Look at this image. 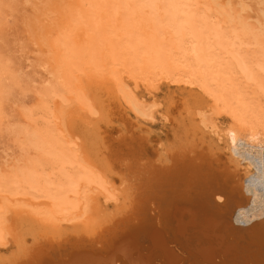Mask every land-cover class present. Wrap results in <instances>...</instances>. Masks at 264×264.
I'll use <instances>...</instances> for the list:
<instances>
[{"label": "bare ground", "instance_id": "1", "mask_svg": "<svg viewBox=\"0 0 264 264\" xmlns=\"http://www.w3.org/2000/svg\"><path fill=\"white\" fill-rule=\"evenodd\" d=\"M215 2L217 1L68 2L70 14L83 18L90 27V33L82 42L66 37L68 48L78 63L86 66L89 64L93 69L103 71V77L98 78L101 80L94 79L96 85L91 87L92 92L89 90V94L92 93L90 97L77 85L75 90L68 87L71 90H58L59 92L54 93L55 97L51 95L53 99H58L59 106L56 104L57 107L52 108L47 105L49 108L41 111L42 121L37 130L31 132L27 128L15 127L29 143L46 153L48 161L39 163V168L29 166L18 171L6 189L14 197L26 198V201L31 202L29 204L40 207L36 213L33 211L34 215L27 216L31 220L29 225H34L35 222L40 226H35L38 232H35L33 238L32 232L30 235L36 243L32 242L34 246L29 248V252L23 251L24 254L19 249L22 255L20 259L19 255H15L18 260H6L14 264H84V261L71 260L81 258L89 252L94 259L97 258L95 264H264V249L254 236L247 240L248 243H241L230 237L233 227L247 229L264 219V151L256 148L247 156V144L243 142L249 136L264 138V28H261L264 26L252 24L238 11L229 9V4L227 8ZM262 4L264 6L263 0L261 6ZM262 11L264 12V8ZM61 65L58 68L55 64V67L61 69ZM78 68L80 69L79 66ZM121 71L128 72L136 84L141 78L147 84L146 87L152 86L157 76L172 78L178 75L180 78L177 80L194 82L211 97L215 107L231 117L233 124L221 134L209 121L214 130L211 132L209 127L207 135L199 136L196 131L190 137L187 133L176 136L171 145L163 143L158 147L159 145L149 143V149L146 148L147 162L139 163L146 165L144 171L143 166H137L141 157L139 152L127 148L134 151L131 154L138 153L136 156L139 158H134V161H131L132 158L127 159L126 155H130L126 151L127 154H121L120 150L117 154L115 150L114 155L112 144L111 147L106 145V136L101 137L102 133L98 131L100 127L95 124V119L94 123L90 120V116H102L100 119L107 116L105 109L108 104H104V99L98 93L104 98L106 93H110V97L112 95L119 104L128 106L137 116L150 117L147 106L143 107V102L139 101ZM97 77L98 74L95 75ZM56 80L61 82L59 78ZM93 82L90 84L93 85ZM97 89L100 91H95ZM99 97L100 106H97ZM72 99L80 107L84 105L83 109L87 110L84 114L87 115L81 114L78 119L77 116L75 119L66 117L70 123L65 131L59 125V115H66L67 108H63ZM55 102L52 104L55 105ZM77 120L85 124L79 130L75 126ZM207 121L201 120L204 129ZM194 127L200 131V127L195 124ZM252 138L250 137V141ZM146 139L143 135V140ZM119 141L121 139L118 140L119 147L126 146L120 145ZM136 145L135 143L134 146ZM245 161L250 164L244 165ZM253 168L256 171L253 172ZM141 171H144L143 174ZM142 175L143 180L140 178ZM142 181L145 188L141 187ZM121 195L124 199H121ZM120 199L124 200V209H118L117 213L121 212L123 215L129 210L130 214L125 213L118 220L117 217L111 219L108 214L101 215L105 204L117 201L120 203ZM18 208L20 207L16 209ZM4 211L3 203H0V247L7 245L9 237L15 238L13 243L18 240L16 244L20 247L21 238L16 237L22 232L15 234V229L19 226L8 221ZM64 224L74 227L71 230L75 232L80 231L83 235L87 233V239L84 238L86 235L83 237L87 241L78 239L72 245H59L58 248L45 244L43 246L42 236L60 237ZM75 232L74 234L78 233ZM261 235L264 238V234ZM59 240L57 243H60ZM25 257L27 259H23ZM1 261L0 264L3 263Z\"/></svg>", "mask_w": 264, "mask_h": 264}, {"label": "rangeland", "instance_id": "2", "mask_svg": "<svg viewBox=\"0 0 264 264\" xmlns=\"http://www.w3.org/2000/svg\"><path fill=\"white\" fill-rule=\"evenodd\" d=\"M69 1L70 0H0V203H3L4 209H5L4 213H5L7 220L19 226L18 228L15 229V234L17 235L18 233H20V231L23 233V234L22 233L18 234L17 237L19 236V238L16 237V239L21 238V245L24 243L22 246L19 245L20 247H18L16 244L18 240H15V243H13L15 238L9 237V242L7 243V245L4 247H0V259L1 257H3L1 259L2 261L1 260L0 261L3 263H7L8 260L13 261V260L20 259L22 257L21 254L23 253V251L29 252V248L34 246L31 243L32 242L33 244L36 243V240L32 239L34 237L33 235H36L35 232H38V228L37 230H35L36 229L35 226L40 227L37 225V223L35 224V222L33 221L32 222L34 223V225H29L31 220L28 219V217L34 215L33 211L34 213H36L37 209H40V207L33 205V204H29L31 202L26 201L25 200L26 198L25 199L21 197L19 198V196L14 197V194L11 192L12 193L11 195L10 192L8 191L6 192V189L10 185L14 177V174H16L18 171L23 170L29 166L32 168H36V167L39 168L40 166L39 163L43 161L46 163V161H48V156L46 155V153H44L43 151H41L40 149L34 147L31 143H29L26 137L22 133L21 134L18 133V129L22 127V128H27L28 130L33 132L37 130L38 128H40L39 126L42 121V116L40 113H42L44 110H47V108L49 107L53 108L54 106L55 107H57V105L59 106L58 99L57 98H54L55 100L53 99V97H55V94H54L55 92H59V91L62 92V91H67V90L69 91L71 89L75 90V88L77 89L78 87L82 89V91L84 90V93L90 97L92 93L89 94L90 93L89 90L94 88L96 85V82L94 81V79L97 80L98 78L103 77V71L99 72L93 69L92 66H90L89 64L86 66V64L83 65V63H78L75 55H72L70 49L68 48L69 45H67L66 37H69L70 39L75 38L77 41L79 40L80 42H82L87 37V34L90 33V30H89L90 27L87 21L77 16H74L76 17L74 18L73 15L70 14L69 12L70 3L68 4ZM213 1H217L215 3L221 4L225 7H227V5L229 4L228 5L229 9L230 8L233 9V12L234 10L235 12L238 11L244 18H248L247 20L251 21L252 24L255 23L259 26L262 24L264 26V18H263L264 12L263 11H262L263 13L261 12V10L264 8L263 4L261 6L262 0H213ZM254 1L256 2L258 1V2L255 3ZM256 4L259 6H257ZM253 7H255L256 9L255 8L253 9ZM244 8H245V11H244ZM261 28H264V27H261ZM66 47L67 49H65ZM59 50L63 53L61 54ZM65 51H67V53H65ZM56 54L58 57L56 56ZM64 56H66V58ZM67 58L70 59V60L68 59L69 62L67 61ZM70 63H73V64H70ZM55 64L56 66H58L59 64L60 65L65 64V66L61 65L62 66L61 69L65 68L66 70L58 69L60 68V65L58 66V68H56ZM81 65L84 68H82ZM78 66L80 67V69L78 68ZM57 71H59V73ZM79 71H81V73ZM53 73H54V76L58 75V76H55L54 79H53L54 77ZM63 73L65 74V76ZM93 73L95 75L98 74L99 77L95 78V75ZM121 73H122V76L125 78V81L129 83L130 88L135 92V94L139 98V101L143 102V103L141 102L143 107L146 108L147 106L146 110L150 114V117L141 118L137 116L134 112H132L130 108H128V106H126L125 104L122 105L121 103L119 104L118 101H116L114 97L112 98V95L110 97V93H106L105 98L102 96V94L98 93L100 97L104 99L105 101L104 104L105 105L108 104V108L105 109L107 110V116L106 114H104V116L106 117H104L103 119H100L102 118V116L100 118L90 116L91 118L90 120L93 122V120L95 119L94 120L95 124L100 127L98 131L102 133L101 137L106 136V139H105L106 145H109V147H111V144H112L113 147L114 146L116 147V148L115 147L111 148V150L112 149L114 150V155L116 153L118 154L119 150L121 154L123 152L125 153L126 151L127 153L129 152V155L131 156L130 157L126 155L127 159L132 158L131 161H134V160H138L136 159V157L138 156L137 152H139V157L144 156V158L140 157L141 158L140 159L139 157H137L139 158L138 164L139 163L146 164L145 162L147 161L145 160V158H148L147 149H149L150 147L149 143H151V145L152 144L159 145L158 147H160L163 143H168L169 145H171L172 143H174L176 136L178 137V136H181L182 134L185 135V133L189 135L188 137L194 134V132L196 133V131L198 132L199 136L207 135L209 134L208 129L212 125L214 126L213 128L216 131L220 132L221 134H224V132H226V130L231 126V124H233L231 117L228 116V114L225 113L223 110H220L219 108L215 107L213 105L214 103L211 97L208 96L203 91L201 86H199L198 84H195L194 82L193 84L191 82L185 81L186 79L177 80V78H180L178 75L177 77L176 75L175 77H172L173 79L171 77L157 76L153 80V85L150 86L151 87L150 89V87H146L147 84L144 83L141 78L139 82L136 84L135 80L133 79L132 76L130 77L128 72L121 71ZM58 78L61 80V82L59 80L57 82L56 79ZM88 78H91V79L89 80ZM98 80H101V79H98ZM75 81L77 83H75ZM90 82H93V85H91ZM78 84L80 87L78 86ZM61 85L63 87L64 85L66 86L63 88ZM76 85L77 87H75ZM136 85H137V88H136ZM68 87H71V89H69ZM98 90L100 91V89H97L95 91L99 92ZM97 92H93V94H97ZM51 95L52 96L54 95V96L52 97ZM107 96H109V98ZM100 97L98 100L96 99L98 97L94 98L97 100V103H96V100H94L93 102H95L97 106H100L99 105L100 102H98L101 100ZM51 99H53L54 101ZM50 100L52 102L56 101L55 105L54 103L52 104ZM82 106L84 105H81L80 107L79 104L77 105V102L73 101L72 99L70 101V104L63 108L64 110H66L67 108L66 110L67 113H65L66 115L64 117L62 115H59L60 121L58 120V122H59V125L65 131H66V128L68 130L67 126L70 123L69 122L70 117L71 118L73 117V119H75L74 117L77 116V119H78V117H80L81 114H83L82 116L87 115V114L86 115L84 114V113H87V110L83 109L84 107ZM111 107H112V110L110 109ZM121 108L124 110L123 112ZM117 109H118V112H117ZM108 110L111 112H109ZM115 112H117V115L115 114ZM118 114L120 116H118ZM199 114L203 118L200 117ZM110 115H114L116 118L115 117L112 118L113 116H110ZM66 117H68L69 119ZM105 118L107 119L110 118V119L107 120ZM118 118L119 119L121 118V119L119 120ZM149 118H152V119L150 120ZM96 119H97V122H96ZM202 119L203 120L205 119L206 121L208 120L207 121L208 123L206 122L207 124L205 126V129L203 127L204 125L201 123ZM105 120L108 121V124H107V121ZM100 121L101 123H103L102 125L101 123H99ZM209 121L211 122L212 125L210 124ZM80 123H81L80 120L76 121L75 126L77 127L78 130L80 127H84L83 126L84 123H81V125ZM194 124L196 127H200L199 128L200 131H198L194 127ZM192 125L194 128L192 127ZM15 127L17 128L19 127V128L17 129ZM201 127L203 128L201 129ZM119 128L120 130L122 129L123 130L120 131L118 130ZM127 128H128V131H127ZM192 128L194 131L192 130ZM213 128L210 127L209 130L210 131L214 130ZM14 129L17 131H15ZM100 130H103V131H100ZM133 130L136 132H134ZM131 131L134 133L132 134ZM123 132H126V133L124 134ZM204 132L205 134H203ZM92 133L95 134V132H92ZM126 135H128V137ZM143 135L145 139L147 138L146 140H143ZM250 137L252 138V136H249V138L246 137L248 138L247 140L246 138H244L245 141L242 139L243 142L244 143L246 142L245 144H247L245 147L246 149H248L246 150V153H247L246 155L250 156L251 151L256 148L257 150L262 149L264 151V138L260 136H258L259 138L253 137L254 141H253V138H252V141H250L251 140ZM119 138L121 139V141H119L120 145L123 144L126 146L119 147L118 145V140H120ZM138 138L140 140H138ZM133 139H135L136 141ZM167 140L169 141L167 142ZM113 141L117 145L116 144L114 145ZM126 141H127V144H126ZM248 141H250V143ZM128 142H132L133 145L132 143H128ZM135 143L137 144L136 146H134ZM138 143H140L141 145ZM129 144L131 146H129ZM144 145L146 147H144ZM143 147L147 149L145 150ZM127 148H129V150H131L132 148L134 151H137L135 152L136 154H131V153H134V151L133 150L129 151L127 150ZM140 149L142 150L144 149L143 151L145 152L141 151ZM115 150H117V152ZM142 152L144 155H142ZM126 157H124V159ZM141 164L139 165L136 164V165L140 168L143 166ZM246 164H250L249 161L247 162L245 161L244 165ZM145 166L146 165H144L142 168L144 169ZM117 168L119 170L122 169L118 166ZM15 169H18V170L15 171ZM120 171L122 172L123 170H120ZM144 171H141L142 174ZM254 171L256 170H254L253 168V172ZM140 178L143 180V175L140 176ZM142 184L143 186L141 187L145 188L144 187L145 183H143V181H142ZM122 195H121V199H124L123 198L124 195L123 196ZM121 199L119 200L120 203H118L117 201L115 203L108 202L107 205L105 204L104 207H102L101 215L108 214V216H110L111 219L117 217V220H118V218H121L125 213L130 214V212H128L129 210H126V212L123 213V215L121 212H119V214L117 213L118 209L122 207L124 209V205H122V202H124V200H121ZM116 204H118L119 206H117ZM115 206H117L118 208ZM17 207H20V208L16 209ZM13 208H15L18 211L14 210ZM117 214L120 216L118 217ZM263 220H259L260 222L257 221L256 222V225L258 224L257 226L255 225L254 227H251V226L247 227L248 230H251V232L254 233L252 234V237L254 236V238L258 241L257 243L260 245L262 249H264V246H263L264 238H263V235H261V234H264V221ZM12 221H14L15 223ZM259 227H262V228L260 229ZM19 228H21V230ZM27 228H30V229H27ZM71 229H74V227H71V225L69 226V224L63 225L64 231L62 232V235L65 237V239H63L64 237L62 235H61L62 238L61 236L55 237V238L54 237L45 238L44 237L45 235H43L42 236L43 240L41 239V243H43L42 245L58 248L59 245L60 246H63V245L69 246L70 244L72 245L76 243L78 239L79 241L81 239L82 240L87 239L86 238L87 233H84L86 235L85 236L83 235L82 232L76 231L78 233L79 232L81 233L80 235L82 236H80V235H77L78 233L74 234L75 230H71ZM244 229L246 228L244 227ZM24 230H26V232ZM16 231H19V232H16ZM31 232L33 233L31 236L32 238H30ZM67 235L70 239L67 237ZM70 235H72L74 239ZM79 236L82 238H80ZM260 236L263 240L260 238ZM66 237H67V241H66ZM83 237L86 239H83ZM50 239L52 241H49ZM57 239L58 240L61 239L59 240V242L61 243L63 241L62 242L63 244L57 243L58 242ZM260 241H262L261 243L263 244H261ZM27 245L30 247H28ZM19 249L22 250L21 254H20ZM16 250L19 254L15 252ZM15 255L17 256L19 255L18 256L19 258L16 259L17 256ZM12 257L14 259H12ZM4 259L5 260L8 259V260L5 261ZM23 259H27V257ZM11 261H8L7 264H14Z\"/></svg>", "mask_w": 264, "mask_h": 264}, {"label": "water", "instance_id": "3", "mask_svg": "<svg viewBox=\"0 0 264 264\" xmlns=\"http://www.w3.org/2000/svg\"><path fill=\"white\" fill-rule=\"evenodd\" d=\"M230 237H231V239L238 240L241 243L242 242L248 243V241H247L248 239H250V238L253 239L252 232L250 230L244 229V228H238L237 226H235V228L233 227V229H231ZM87 253H88L87 255L81 257L82 259L80 257H76L74 260H71V261H84V264H87L90 262L95 264V261L97 258L94 259L93 255L91 253H89V252H87Z\"/></svg>", "mask_w": 264, "mask_h": 264}]
</instances>
